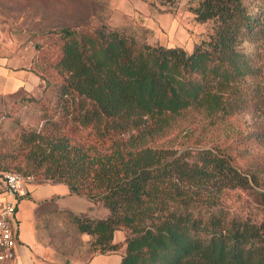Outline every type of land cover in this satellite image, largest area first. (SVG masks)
<instances>
[{
	"label": "trees",
	"instance_id": "obj_1",
	"mask_svg": "<svg viewBox=\"0 0 264 264\" xmlns=\"http://www.w3.org/2000/svg\"><path fill=\"white\" fill-rule=\"evenodd\" d=\"M192 12L215 24L192 52L107 25H61L54 68L64 78L60 94L76 99L75 116H46L41 130H24L9 162L25 179L65 184L70 195L106 207L104 219L65 211L94 252L123 248L120 264H264V220L217 210L223 193L251 189L259 177L218 147L149 146L190 109L216 118L252 107L264 118L262 54L241 48L264 39V12L255 15L244 0H201ZM79 126L90 138L72 136ZM255 199L264 207V190ZM117 231L126 233L122 244Z\"/></svg>",
	"mask_w": 264,
	"mask_h": 264
},
{
	"label": "rangeland",
	"instance_id": "obj_2",
	"mask_svg": "<svg viewBox=\"0 0 264 264\" xmlns=\"http://www.w3.org/2000/svg\"><path fill=\"white\" fill-rule=\"evenodd\" d=\"M200 1L0 0V66L32 78L37 76L42 87L34 95H0V164L3 169H0V177L7 172L18 173L14 167L9 169V162L19 150L24 130H41L46 116L60 123L67 119L72 123L75 116L76 99L73 95L60 94L64 78L54 68L62 54L61 25L86 30L107 25L150 45L182 47L192 52L210 39L215 28L213 21L196 20L192 9ZM244 1L255 15L264 12V0ZM241 48L249 53H261L260 62L264 63V39L245 41ZM2 82L0 80V87ZM90 134V129L79 126L78 133L72 136L90 138ZM149 146L177 152L218 147L229 154L237 167L255 173L259 184L247 190L226 191L217 210L242 220H264V207L255 199L256 193L264 190V118L252 107L216 118L190 109ZM39 181L34 177L26 178V182L41 184ZM82 200L85 198L71 197L67 203L80 210L84 208ZM54 201L42 203L37 212V231L44 254L39 257L40 264H84L97 253L91 245L93 239L80 233L71 223L70 212L58 208ZM125 235L121 233L122 240Z\"/></svg>",
	"mask_w": 264,
	"mask_h": 264
},
{
	"label": "crops",
	"instance_id": "obj_3",
	"mask_svg": "<svg viewBox=\"0 0 264 264\" xmlns=\"http://www.w3.org/2000/svg\"><path fill=\"white\" fill-rule=\"evenodd\" d=\"M11 39L9 37V43ZM6 67L0 66V80L3 82L0 87V95H9L13 97L16 94H38L41 90V83L36 76L26 75L25 73H14ZM16 72V71H15ZM17 74V75H14ZM41 80V79H40ZM26 195L18 197L17 214L13 221V227L17 229L18 247L16 254V264H40V258L44 256L41 251L37 231V212L40 210L41 204L44 202H52L61 210H70L75 214H85L91 219H104L109 215V210L102 204H94L85 198L84 208L76 209L69 206L67 200L71 197H79L70 195L69 189L65 184H54L45 182L41 184L26 182ZM83 198V197H79ZM117 231L114 236V242L121 244V233ZM87 235V234H84ZM89 236V235H87ZM120 236V237H118ZM116 238H119L116 241ZM124 249L114 254L96 253L84 264H120ZM40 257V258H39Z\"/></svg>",
	"mask_w": 264,
	"mask_h": 264
},
{
	"label": "built area",
	"instance_id": "obj_4",
	"mask_svg": "<svg viewBox=\"0 0 264 264\" xmlns=\"http://www.w3.org/2000/svg\"><path fill=\"white\" fill-rule=\"evenodd\" d=\"M26 179L19 173H3L0 177V264H16L18 197L26 195Z\"/></svg>",
	"mask_w": 264,
	"mask_h": 264
}]
</instances>
